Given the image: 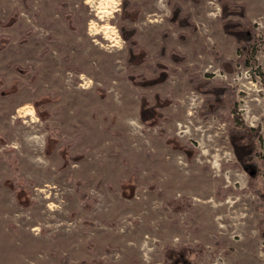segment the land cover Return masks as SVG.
Returning a JSON list of instances; mask_svg holds the SVG:
<instances>
[{
	"label": "rangeland",
	"instance_id": "rangeland-1",
	"mask_svg": "<svg viewBox=\"0 0 264 264\" xmlns=\"http://www.w3.org/2000/svg\"><path fill=\"white\" fill-rule=\"evenodd\" d=\"M118 2L101 20L92 0H0V264H167L166 246H200L191 264H264V0H234L248 48L223 32L218 0ZM174 4L195 30L167 22ZM123 28L137 31L131 66ZM190 75L230 86L240 125L258 129L254 179L229 142L232 109L210 114L222 102ZM141 96L167 100L158 120L140 121Z\"/></svg>",
	"mask_w": 264,
	"mask_h": 264
},
{
	"label": "trees",
	"instance_id": "trees-1",
	"mask_svg": "<svg viewBox=\"0 0 264 264\" xmlns=\"http://www.w3.org/2000/svg\"><path fill=\"white\" fill-rule=\"evenodd\" d=\"M191 1L192 3L198 4L201 3L203 0H187ZM218 3L221 5V16L219 19L221 20L222 30L226 35L232 36L236 43L242 48H248L249 43L255 39L254 35V26L253 24L246 18V12L243 4H239L234 2V0H218ZM237 8V9H236ZM235 17V19H232ZM167 22L172 25L176 26L180 29L188 28L190 30H195V25L190 20V15L188 13H184L181 7L178 4H174L170 10V16L167 18ZM6 23L0 21V27H5ZM136 29L131 28H123L121 30L122 37L124 41L128 44L129 47V54L127 58V66H131V59L132 56H135V49L137 48L136 40L134 39L136 35ZM169 33L164 31L162 34V43L158 53L155 55L156 57H162L165 53V45L166 40L168 39ZM184 35H181L183 38ZM139 49V48H138ZM176 55L175 52H173ZM217 56V54H214ZM181 58H184L181 56ZM220 59V57H215ZM248 62L244 61L243 65L248 66ZM162 67V65H158ZM18 68V67H17ZM18 70H20L18 68ZM209 76V75H207ZM168 75H164V73L159 72L156 77L153 79H143L142 82L135 81L134 76H129L130 81L135 84L136 86H154L166 80ZM190 85L197 91L199 88L201 93L203 94H210V98L218 103L222 102V105L218 107H209L208 112L210 114H214L217 117L222 118L220 110L225 111L226 109H232L234 114L232 121L235 122L236 126L228 127V136L229 142L233 149L234 155L237 160V165L243 169L244 171L250 174V179H254L258 173L260 172V166L254 161L256 158V151H257V142L261 138L259 135L258 129L249 128V127H242V123L239 118V114L236 113L234 109V94L232 88L225 83H222L218 86L209 87L208 90H204V84L208 83L207 81L199 80L197 76L190 75L189 77ZM262 82L264 85V76H262ZM199 87V88H198ZM157 105L150 106L145 99L144 96H141L140 99V109H139V116L140 121L142 123H146L149 120L160 118L159 113H157L156 107L163 106L167 103L166 99H160L159 96H156ZM241 124V125H240ZM260 165L264 167V157L260 161ZM264 195H261L263 197ZM182 209V207H181ZM200 246L190 247V246H166L163 251L164 261L167 264H191L190 256L195 254ZM199 252V251H198Z\"/></svg>",
	"mask_w": 264,
	"mask_h": 264
},
{
	"label": "clouds",
	"instance_id": "clouds-1",
	"mask_svg": "<svg viewBox=\"0 0 264 264\" xmlns=\"http://www.w3.org/2000/svg\"><path fill=\"white\" fill-rule=\"evenodd\" d=\"M92 7L95 10L96 16L101 20L106 17H111L113 13L119 10L118 0H92ZM91 29L94 31H104L106 34H114L116 29L109 23L97 24L96 21L91 22Z\"/></svg>",
	"mask_w": 264,
	"mask_h": 264
},
{
	"label": "crops",
	"instance_id": "crops-1",
	"mask_svg": "<svg viewBox=\"0 0 264 264\" xmlns=\"http://www.w3.org/2000/svg\"><path fill=\"white\" fill-rule=\"evenodd\" d=\"M204 1V0H203ZM202 3V2H201ZM200 4V3H199ZM260 6H261V4H260ZM169 33V32H168ZM163 34V33H162ZM170 36V35H169ZM169 36H168V39H169ZM161 39H162V35H161ZM168 39L166 40V43H167V41H168ZM161 43H162V40H161Z\"/></svg>",
	"mask_w": 264,
	"mask_h": 264
}]
</instances>
